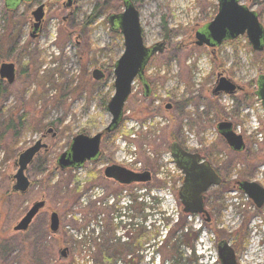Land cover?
<instances>
[{
	"label": "rangeland",
	"instance_id": "obj_1",
	"mask_svg": "<svg viewBox=\"0 0 264 264\" xmlns=\"http://www.w3.org/2000/svg\"><path fill=\"white\" fill-rule=\"evenodd\" d=\"M118 2L33 0L6 9L0 0V66L15 67L11 85L0 79V264H214L222 239L238 264H264V210L234 188L239 180L264 183V129L263 138L251 134L244 115L252 110L258 118L254 92L264 52H253L245 36L216 49L194 44L196 31L217 14L216 0H132L144 45H165L144 71L151 93L144 97L135 80L121 124L102 135L99 160L57 168L75 136L93 137L110 123L106 107L123 38L107 17L123 11ZM239 3L264 27V0ZM40 5L44 16L31 36L32 12ZM94 70L101 81L93 80ZM218 75L241 90L213 96ZM226 119L244 135L242 153L216 134V124ZM38 140L46 148L27 168V191L16 193L18 156ZM173 141L198 152L222 179L205 193L208 223L182 213L180 177L168 159ZM114 163L149 171L151 182L118 185L104 178ZM40 201L44 207L29 230L14 231ZM52 213L59 220L56 233L49 230Z\"/></svg>",
	"mask_w": 264,
	"mask_h": 264
},
{
	"label": "water",
	"instance_id": "obj_2",
	"mask_svg": "<svg viewBox=\"0 0 264 264\" xmlns=\"http://www.w3.org/2000/svg\"><path fill=\"white\" fill-rule=\"evenodd\" d=\"M20 1L30 0H7V8L15 9ZM58 1V0H54ZM218 3L217 14L214 19L195 33L194 44L197 47L208 48L219 47L223 42L235 40L239 36H245L251 49L261 53L264 49V30L259 23L257 14L246 6L239 4V0H216ZM43 6L40 5L32 12L34 18L33 34L39 27L43 18ZM107 22L112 31H119L123 38V52L116 60L113 67L114 92L107 104V112L111 120L105 128L104 133L109 134L115 131L122 121L123 108L131 94V85L138 78L142 84L143 96L150 95V88L144 79V69L151 57L163 53L164 43L145 47L139 23V14L130 0H123V11L107 17ZM94 81H101L103 74L100 71L92 72ZM0 79L11 85L15 80V67L10 63H3L0 66ZM241 88L233 81L220 75L212 90L213 96L220 94L233 95ZM256 97L261 101L264 108V76L257 79ZM217 132L223 138L229 149L235 153L242 152L245 148L242 138L232 131V125L228 122H220L216 126ZM102 133L93 137L77 135L72 140L66 151L57 159L56 166L60 170L65 168H81L86 162L96 161L100 154V142ZM45 144L38 140L34 145L17 159V171L13 176L15 181L12 190L24 194L29 187V180L25 173L35 156ZM170 156L176 167L184 175L183 186L179 192V200L184 214L204 215L209 221L208 214L204 209L203 193L211 187L220 184V178L207 163H198L199 156L185 152L177 143L170 146ZM103 176L119 185L144 184L150 181L148 172L134 173L118 165H111L104 169ZM239 189L246 194L257 208L264 204V190L258 185L248 182H240ZM44 207V201L36 202L19 223L13 228L16 232L27 230L33 218L40 209ZM49 230L56 233L59 227V220L56 213L50 215ZM64 256V253L61 252ZM217 255L220 264H237L235 254L229 244L222 240L217 245Z\"/></svg>",
	"mask_w": 264,
	"mask_h": 264
},
{
	"label": "built area",
	"instance_id": "obj_3",
	"mask_svg": "<svg viewBox=\"0 0 264 264\" xmlns=\"http://www.w3.org/2000/svg\"><path fill=\"white\" fill-rule=\"evenodd\" d=\"M258 108L256 109L257 113H258V118L256 117V114L252 111V110H246L244 115L247 117L248 119V124H247V128L250 130V133L256 136H260L262 137L261 134V130L264 129V110L261 108L260 104H258ZM235 132L237 134H242L241 130L235 126ZM244 136V135H243ZM170 164V163H169ZM170 167H172L174 169V167L170 164ZM262 170L264 172V167H262ZM262 179L264 180V178L262 177ZM258 183H260L262 185V187L264 188V183L256 180ZM246 198V197H245ZM247 199V198H246ZM248 200V199H247Z\"/></svg>",
	"mask_w": 264,
	"mask_h": 264
},
{
	"label": "flooded vegetation",
	"instance_id": "obj_4",
	"mask_svg": "<svg viewBox=\"0 0 264 264\" xmlns=\"http://www.w3.org/2000/svg\"><path fill=\"white\" fill-rule=\"evenodd\" d=\"M6 1L7 0H5V3H4V5H5V8L6 9H8L7 8V4H6ZM31 1H33V0H30L29 2H31ZM121 2H118L119 4L121 3L122 4V6H123V0H120ZM133 4V3H132ZM217 5H218V3H217ZM70 6V3L68 2L66 5H65V7L66 8H68ZM134 6V5H133ZM43 9H44V7H43ZM121 13V12H120ZM43 14H44V12H43ZM115 14H117V13H115ZM44 16V15H43ZM43 19V18H42ZM42 21V20H41ZM40 25V24H39ZM198 30H200V29H198ZM197 30V31H198ZM196 31V32H197ZM141 34H142V32H141ZM224 43V42H223ZM149 48V47H148ZM216 48H218V47H215V48H210V49H216ZM165 50V49H164ZM151 60V59H150ZM149 63V62H148ZM147 66V65H146ZM146 69V68H145ZM170 146H171V144L169 145V150H170ZM179 146L183 149L184 147H182L180 144H179ZM185 151V150H184ZM186 152V151H185ZM188 153V152H187ZM201 160H204V159H202L201 157H200V161ZM182 173V172H181ZM182 175V179H181V183H179L178 185H180L181 187L183 186V182H184V175L183 174H181ZM180 176V175H179ZM177 187V189H176V194H177V198H178V200H179V192H180V189H181V187ZM209 190V189H208ZM207 190V191H208ZM207 191L205 192V193H207ZM205 193H203V200H204V198H205ZM179 202H180V200H179ZM32 223V222H31ZM31 223H30V225H31ZM29 225V226H30ZM29 226H28V228H27V230H25V232H27L28 230H29ZM59 228V227H58ZM20 233H24V232H20ZM62 256V255H61Z\"/></svg>",
	"mask_w": 264,
	"mask_h": 264
},
{
	"label": "trees",
	"instance_id": "obj_5",
	"mask_svg": "<svg viewBox=\"0 0 264 264\" xmlns=\"http://www.w3.org/2000/svg\"><path fill=\"white\" fill-rule=\"evenodd\" d=\"M131 2H132V0H130ZM113 32H118V31H113ZM264 52V51H263ZM262 52V53H263ZM264 54V53H263ZM19 127H24L25 126V124H24V121L22 120V117H20L19 118ZM10 128V125H7V129H9ZM38 159V158H37ZM37 161V160H36ZM44 162V161H43ZM217 172V171H216ZM221 187V186H220ZM134 200H135V198H133V202H134ZM218 199L215 197V199H214V202H216ZM205 204H207L206 202H205ZM210 206H211V204H210ZM186 235L184 234V235H182L181 237H182V241H181V243L183 244V243H185V242H183V240H184V237H185ZM188 236V235H187Z\"/></svg>",
	"mask_w": 264,
	"mask_h": 264
},
{
	"label": "bare ground",
	"instance_id": "obj_6",
	"mask_svg": "<svg viewBox=\"0 0 264 264\" xmlns=\"http://www.w3.org/2000/svg\"><path fill=\"white\" fill-rule=\"evenodd\" d=\"M21 232H25V231H21Z\"/></svg>",
	"mask_w": 264,
	"mask_h": 264
}]
</instances>
